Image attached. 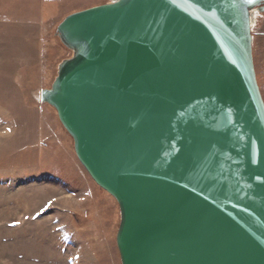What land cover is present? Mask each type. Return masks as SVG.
<instances>
[{
  "label": "water",
  "instance_id": "1",
  "mask_svg": "<svg viewBox=\"0 0 264 264\" xmlns=\"http://www.w3.org/2000/svg\"><path fill=\"white\" fill-rule=\"evenodd\" d=\"M264 0H111L71 12L40 100L120 209L121 264H264Z\"/></svg>",
  "mask_w": 264,
  "mask_h": 264
},
{
  "label": "rangeland",
  "instance_id": "2",
  "mask_svg": "<svg viewBox=\"0 0 264 264\" xmlns=\"http://www.w3.org/2000/svg\"><path fill=\"white\" fill-rule=\"evenodd\" d=\"M110 1L0 0V264H121L119 205L78 160L56 110L40 100L72 56L58 24ZM254 30L264 97V12Z\"/></svg>",
  "mask_w": 264,
  "mask_h": 264
},
{
  "label": "bare ground",
  "instance_id": "3",
  "mask_svg": "<svg viewBox=\"0 0 264 264\" xmlns=\"http://www.w3.org/2000/svg\"><path fill=\"white\" fill-rule=\"evenodd\" d=\"M94 6V5H93ZM258 13H259V10H255V11H253V14H252V21H253V28L255 27V25H256V17H257V15H258ZM253 46H254V36H253Z\"/></svg>",
  "mask_w": 264,
  "mask_h": 264
},
{
  "label": "snow or ice",
  "instance_id": "4",
  "mask_svg": "<svg viewBox=\"0 0 264 264\" xmlns=\"http://www.w3.org/2000/svg\"><path fill=\"white\" fill-rule=\"evenodd\" d=\"M248 3H253L254 0H247ZM49 204H51V201H49Z\"/></svg>",
  "mask_w": 264,
  "mask_h": 264
},
{
  "label": "built area",
  "instance_id": "5",
  "mask_svg": "<svg viewBox=\"0 0 264 264\" xmlns=\"http://www.w3.org/2000/svg\"><path fill=\"white\" fill-rule=\"evenodd\" d=\"M253 31L255 32L254 28H253Z\"/></svg>",
  "mask_w": 264,
  "mask_h": 264
}]
</instances>
